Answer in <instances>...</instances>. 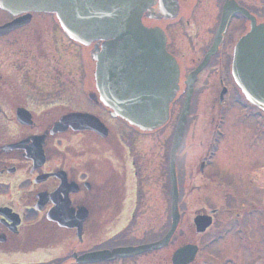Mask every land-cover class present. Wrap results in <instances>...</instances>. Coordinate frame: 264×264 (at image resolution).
Returning <instances> with one entry per match:
<instances>
[{"label": "flooded vegetation", "instance_id": "flooded-vegetation-1", "mask_svg": "<svg viewBox=\"0 0 264 264\" xmlns=\"http://www.w3.org/2000/svg\"><path fill=\"white\" fill-rule=\"evenodd\" d=\"M176 3L179 6L176 19L163 15L159 21L145 20V24L165 31L168 51L180 69L177 123L187 100L188 78L214 45L224 8L228 5L230 9L241 8L261 24L264 0H176ZM49 17L35 14L29 25L0 37V254L27 253L32 246L31 250L41 248L35 236L39 225L47 227L49 247H66L79 254L155 242L164 235L138 245L126 240L131 236L132 226L143 227L137 220H147L150 212L156 213V222L164 216L170 220L164 141L139 135L136 141L137 135L133 133L131 140L127 138L130 129L113 120L100 104L94 74L86 75L82 60L69 63L59 40L65 39ZM13 19L0 9V27ZM197 28L201 37L196 34ZM250 28L251 20L244 13L233 12L216 54L193 81L182 148L196 102L199 107V93L207 89L212 93L203 113L207 112L209 121L205 122L209 126L204 142L192 144L190 158L182 154L181 148L177 159L180 220L174 237L176 264H264V163L259 159L256 164L255 160V153L264 143V114L243 99L230 74L234 46ZM175 30H181L185 40L198 47L197 51L187 49L182 42L181 48L177 42L175 47ZM26 42L34 52L22 57L20 44ZM52 51L60 58L57 62ZM210 68L216 76L208 75L202 85V78ZM209 82L215 84L214 90ZM79 98L87 103L85 109L76 108ZM72 112L94 115L108 127L105 148H101L103 140L91 131L51 134L54 125ZM233 126L234 130L247 132L231 134ZM236 140L242 150L252 154V162L244 160L240 151L222 157ZM38 142L42 143L45 163L35 168ZM141 143L153 148L150 158L139 149ZM232 161L235 162L230 165ZM40 200L44 208L36 214ZM57 205L67 219L76 220L81 215L83 219L86 212L81 239L76 230L49 220L48 214ZM200 218H205L207 224L202 232L197 225ZM19 220L15 232L14 221ZM152 230L155 235L160 233L157 226ZM53 235L60 238L57 245L52 243ZM107 241L112 245L105 244ZM130 260L118 258L97 264H130ZM149 263L164 264L159 257Z\"/></svg>", "mask_w": 264, "mask_h": 264}, {"label": "water", "instance_id": "water-1", "mask_svg": "<svg viewBox=\"0 0 264 264\" xmlns=\"http://www.w3.org/2000/svg\"><path fill=\"white\" fill-rule=\"evenodd\" d=\"M153 0H0V7L21 19L1 28L10 32L25 24L33 12L53 13L66 34L84 46L104 42L102 51L92 52L97 61L96 80L101 102L120 118L142 132L162 128L169 120L170 106L178 92L179 69L174 58L166 51V37L159 28L144 26L143 18L158 20L152 9ZM18 21H23L17 25ZM233 77L246 99L264 111V24L252 22L250 32L236 47ZM185 109L175 131L171 149V170L183 139L186 121ZM87 115L64 117L53 132L94 130L103 127ZM93 120V121H92ZM97 122V124H95ZM92 123V124H91ZM52 132V134H54ZM102 137L106 132L101 130ZM42 154V153H41ZM172 228L161 242L138 248L94 252L82 256L74 254L76 264L111 261L116 257H131L145 251L167 246L177 226L176 189L173 190ZM82 214V213H81ZM80 221L71 223L54 219L64 228H78ZM74 224V225H73ZM176 262V256L174 259Z\"/></svg>", "mask_w": 264, "mask_h": 264}, {"label": "rangeland", "instance_id": "rangeland-1", "mask_svg": "<svg viewBox=\"0 0 264 264\" xmlns=\"http://www.w3.org/2000/svg\"><path fill=\"white\" fill-rule=\"evenodd\" d=\"M49 20L51 21V17H49ZM46 21L49 22L48 20H46ZM179 31L181 33L175 30L174 35H173L174 41H175V47H176V42H177L178 47L181 48L180 42H182L183 44L186 45L187 49L191 48V49H194L195 51H197L198 47L194 46L193 42L186 41L185 38H184L185 35L182 34L181 30H179ZM196 31L198 32L199 29L197 28ZM196 34L198 35V37H201L200 32H198ZM45 37L47 39L48 38L50 39L49 35L48 36L45 35ZM59 40H60L61 47L64 46V51L69 56V63H71L72 61H76L77 59L81 60L84 57V52L78 46L72 45L71 43H68L65 40L63 41L62 39H59ZM27 41H29V38H28ZM27 44H29V43L26 42L25 45L24 44H20L21 45L20 46V48H21L20 50L22 51V54H21L22 57H25V54L31 55L32 52H34V51H32V48L28 49L29 45H27ZM175 50H176V48H175ZM179 52H180V49H179ZM185 53L189 54L190 52L186 51ZM52 54H54V57H56L55 61L56 60H60V58L57 55H55V52L53 53V51H52ZM38 56H39V54L37 53L36 58H38ZM197 56H198V52H196V58H197ZM190 58L191 57H188V58L186 57V59H188V60ZM36 61L38 62L37 59H36ZM208 75H209V77L215 75V73L213 72L212 68H210L204 74V76L202 78V82H201L202 85H204V83H205L204 79H206V77ZM79 83H80V80H79ZM209 85L212 86V89H213V87H215L214 86L215 84L212 85L211 82H209ZM69 88H70V85H69ZM74 88H75V86H74ZM207 90L208 91L202 90L201 93H199V96L197 98L198 103H199V107H198L197 102H196V104H195V106L193 108V111H192V119L190 120L189 130H188V133L186 135V143H185V146L182 148L183 149L182 154L187 156V158H190V156L188 154H190V150L192 148L191 147L192 144L198 145L200 142H204L205 136H206L205 134H206V132L208 130L209 123L205 122V121H209V120H207L208 115H207V112H205V113H203V112L205 111L206 103L209 100V97H210L209 94H211L212 92H209V89H207ZM85 107H87V103L82 98H79L78 99V104L76 105V108L85 109ZM200 107H202V109ZM175 121H176V104L173 106L172 118H171V121H170L169 125L166 126L162 131H159L158 133H156V132L153 133L152 135H156V138L153 137V138H151V140H156V139L163 140L164 141V147L167 150V146L169 147L170 140H171V137L173 135ZM202 122H203V124H202ZM205 129H206V131H205ZM232 129L233 130H230L231 134H235V133H237L239 131L240 132H244V133L247 132L245 129L234 130L235 129L234 126L232 127ZM209 132H210V130H209ZM134 135L132 133H130V134L128 133L127 138L129 140H131L132 139L131 137H133ZM139 139H140V137L136 136V141L139 140ZM239 140L240 141L243 140V137L241 135L239 137ZM230 143H232V142H229L228 144H230ZM238 143H239V141L236 140V144H234V145H232L230 147H227V149L224 150V152H226V154H224L222 157H227V156L233 155L237 151H240L241 152L240 154L242 156H244L243 157L244 160H246L247 162L248 161L252 162L253 161L252 154H250V152H247L245 149L242 150L243 146H238L237 145ZM161 145H163V144H161ZM149 148H150L149 146L146 147L142 143H141V145L139 147V149H142V151L144 152L145 156L148 157V158H150L151 151L153 150V148L152 149L151 148L149 149ZM243 151H246V153L243 154L242 153ZM255 157H256V159H255L256 160V164L258 163V161L260 159V161H263L262 162V165H263V163H264V143H263V148L261 147V149H259L258 152L255 153ZM234 162L235 161H232V163H230V165H232ZM246 164H249V163H246ZM187 167H189V165H187ZM149 191L152 194L154 193L153 191H151V189H149ZM154 196H156V195H154ZM155 216H156L155 212H150L148 217H147V220L139 218L137 221H139V223L142 222L143 223V227L140 224H139V226L138 225L137 226H132V228L129 230V232L131 233V236H129L127 238L126 242L127 243H136L138 245V244L144 243V242L149 241V240L150 241L151 240L155 241V240L161 238L162 235H164L167 232V230H168L169 220H168V218L166 216H164L163 219L161 218V219L158 220V222H156L155 221ZM154 226H157L159 231H160L159 234H156L157 236L151 232V230H152V228ZM88 229H92V228H90L88 226ZM42 233H43V231H42ZM101 237H102V239L105 240L104 234H101ZM52 239H53L52 243H56V245L60 241V238L55 237L54 235H53ZM40 243H42L44 245H48L46 239H42ZM107 243H109V241H107L105 244H107ZM109 244H110V246L112 245L111 243H109ZM104 245H101V248ZM106 247L110 248L109 246H106ZM175 248H176V240L173 241L172 244L169 245L168 248H166L161 253H157V254H154V255H148V256L146 255V256H143V257H140V258H137V259H133V260H130L129 263L130 264H150L149 262L157 261L158 257H159L160 261H163L164 264H170V255L175 250ZM69 252H70V249L65 247L64 250H63V253L60 254V255L56 254V256L53 255L52 257H50V256H47V257L42 256L41 257L39 255V256H37L35 258L32 257L33 259H31L30 261L34 262L33 264H60L61 262L64 261L63 259L67 260V259L70 258ZM39 259H42L43 261H38ZM20 260L21 259H19V260H8L6 257H0V264H14V263H11L9 261H20ZM24 260H27V259H24ZM24 260H22V261L24 262Z\"/></svg>", "mask_w": 264, "mask_h": 264}]
</instances>
